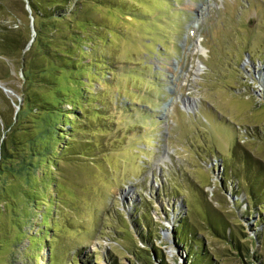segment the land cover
Masks as SVG:
<instances>
[{
  "label": "rangeland",
  "instance_id": "rangeland-1",
  "mask_svg": "<svg viewBox=\"0 0 264 264\" xmlns=\"http://www.w3.org/2000/svg\"><path fill=\"white\" fill-rule=\"evenodd\" d=\"M80 3L86 59L100 61L99 75L87 73L95 99L71 116L54 174L43 181V164L18 181L37 196L16 200L38 207L22 230L41 247L0 211V264H264V205L247 192L241 158L264 165V0ZM31 16L22 0H0V30L21 45L36 34ZM21 55H0L3 111L22 101ZM182 218L193 249L178 237Z\"/></svg>",
  "mask_w": 264,
  "mask_h": 264
},
{
  "label": "trees",
  "instance_id": "trees-1",
  "mask_svg": "<svg viewBox=\"0 0 264 264\" xmlns=\"http://www.w3.org/2000/svg\"><path fill=\"white\" fill-rule=\"evenodd\" d=\"M22 1L30 6L31 15L34 16L36 34L29 48L26 46L32 36L21 45L19 39L12 34L15 29L0 30V55L10 58L20 51L24 78L21 88L22 101H15L14 105L10 103V111L0 109V195L6 201L0 211H11V214L16 216L15 224L19 232L28 237L30 244H38L40 248L42 242H34L36 233L29 235L30 233L22 230L24 224L31 222L38 207L33 204L32 208L24 207L25 209L21 210L17 207L16 200L20 196L23 202L31 203L36 202L37 196L23 189L18 181L23 179L25 183H29L43 164L44 168L51 170L42 171L40 176L43 181H46V172H49V175L54 174L52 168H59L58 150L66 152L67 148H70L69 143L63 141L66 135L72 137L75 130V121L70 119L71 116L85 115L90 102L87 98L95 99V94L88 86L91 79L87 73H94L95 69L99 75L98 68L94 66L100 61L96 57H90L89 61L86 59L88 55L83 45L87 37L80 26L84 22L79 18L81 0ZM67 105L71 107L68 108ZM67 125L70 129L65 128ZM241 158L246 173L244 178L247 182V192L251 200L264 205L263 162L252 157L247 151H243ZM251 168L256 169L254 175L249 173ZM6 179H10L11 183L8 184ZM50 180L53 182V175ZM54 200L56 199H48L50 209L46 207V211L42 212L43 228L39 231L42 233L39 236L41 238L48 236L46 230L50 229L49 214ZM260 208L262 209V206ZM21 217H24V221ZM188 229V222L182 218L176 230L178 237H183L184 243H188L193 249L195 244L189 242L196 243L197 235H193L195 232L191 235ZM144 240L146 243L150 242L147 238ZM232 244L241 252L239 243ZM152 252L153 259L159 256L155 248H152Z\"/></svg>",
  "mask_w": 264,
  "mask_h": 264
},
{
  "label": "water",
  "instance_id": "water-1",
  "mask_svg": "<svg viewBox=\"0 0 264 264\" xmlns=\"http://www.w3.org/2000/svg\"><path fill=\"white\" fill-rule=\"evenodd\" d=\"M27 7H28V10L30 11V13H31V8H30V6L27 4ZM32 17V23H31V25H32V29H33V32H35L36 33V30H35V26H34V20H33V15L31 16ZM35 36V35H34ZM34 36L32 37V41L34 40ZM5 90H7V89H5Z\"/></svg>",
  "mask_w": 264,
  "mask_h": 264
},
{
  "label": "bare ground",
  "instance_id": "bare-ground-1",
  "mask_svg": "<svg viewBox=\"0 0 264 264\" xmlns=\"http://www.w3.org/2000/svg\"><path fill=\"white\" fill-rule=\"evenodd\" d=\"M199 8H200V6H198V7H196V6H195V7H193V9H196L197 11H200V10H199ZM170 69H173V68H172V67H170Z\"/></svg>",
  "mask_w": 264,
  "mask_h": 264
}]
</instances>
